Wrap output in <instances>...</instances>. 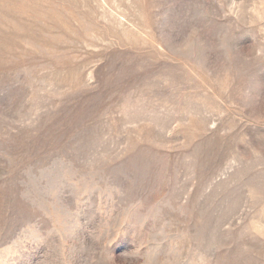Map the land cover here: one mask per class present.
<instances>
[{
	"label": "rangeland",
	"instance_id": "rangeland-1",
	"mask_svg": "<svg viewBox=\"0 0 264 264\" xmlns=\"http://www.w3.org/2000/svg\"><path fill=\"white\" fill-rule=\"evenodd\" d=\"M0 264H264V0H0Z\"/></svg>",
	"mask_w": 264,
	"mask_h": 264
},
{
	"label": "clouds",
	"instance_id": "clouds-1",
	"mask_svg": "<svg viewBox=\"0 0 264 264\" xmlns=\"http://www.w3.org/2000/svg\"><path fill=\"white\" fill-rule=\"evenodd\" d=\"M233 36H234V34L233 35H231V37L228 39V41H227V43H228V46L230 47V44H229V42L233 39ZM231 48V47H230Z\"/></svg>",
	"mask_w": 264,
	"mask_h": 264
}]
</instances>
